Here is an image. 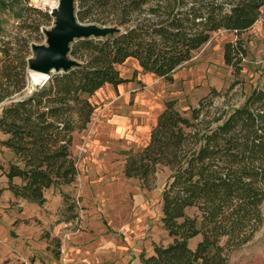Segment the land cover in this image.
<instances>
[{
    "label": "trees",
    "instance_id": "16d2710c",
    "mask_svg": "<svg viewBox=\"0 0 264 264\" xmlns=\"http://www.w3.org/2000/svg\"><path fill=\"white\" fill-rule=\"evenodd\" d=\"M77 1L78 23L121 31L75 40L68 57L76 67L51 74L28 96L2 107L0 146L11 157L5 165L0 163V175L12 197L27 204L40 206L46 190L74 183L72 138L90 121L95 108L90 98L103 85L131 81L120 78L117 66L132 59L143 74L171 84L173 73L221 30L235 37L222 46V62L234 86L245 56L239 37L264 12V0ZM4 12L18 26L30 22L35 31L43 23L30 16L49 19L22 0H0V13ZM5 38L0 22V103L24 88L28 56L26 39H19L24 45L16 51L11 46L15 37ZM216 96L210 89L185 111L177 108V100H165L146 144L122 153L121 174L141 188L150 186L158 168L169 172L160 193L159 217L168 243L141 255L140 264H227L229 255L261 227L264 90L254 87L239 106L227 110L212 106ZM73 218L70 213L66 220Z\"/></svg>",
    "mask_w": 264,
    "mask_h": 264
},
{
    "label": "rangeland",
    "instance_id": "374dc122",
    "mask_svg": "<svg viewBox=\"0 0 264 264\" xmlns=\"http://www.w3.org/2000/svg\"><path fill=\"white\" fill-rule=\"evenodd\" d=\"M22 1L26 2L28 7L48 15L49 8L41 7L32 0ZM55 1L58 2V0ZM73 7L75 13L78 10L77 0H74ZM48 17V21L43 22L35 14L30 16V20L43 23L35 31L30 22L27 21L25 26H18V21L13 20L8 12L0 13L2 32L6 36L4 40L15 37L11 40V46L17 51L23 49L24 45L19 39H26L27 59L30 58V45H44L45 38L42 31L52 27L53 19L49 15ZM89 24L101 26L96 23ZM239 39L245 56L240 61L242 71L237 78L238 84L233 86L235 79L230 76V70L222 62L223 44L234 41L235 37L221 30L214 32L207 43L194 52L191 59L178 70L176 82L170 85L169 90H173L178 96L176 100L179 110L185 111L195 107L197 101L207 96L210 89L218 93V96L212 99V106L220 110L239 106L245 95L254 87L264 90L263 11L258 21L241 34ZM74 42L75 40L72 43ZM17 55L19 56V53ZM16 71L18 72L17 68ZM24 80H26V69ZM187 80L190 83L189 92L182 90ZM134 88L141 89L142 84L135 85ZM24 94L23 88L18 95L2 101L0 111L2 107L23 97ZM76 134H73V138ZM77 152V155L81 154L79 150ZM71 153L76 161L77 157L72 150V144ZM8 157L7 153L3 152L0 155V163L5 165ZM115 165L113 164L112 167L114 168ZM168 175L169 172L165 168H158L148 188H141L134 179L122 180L119 184L117 183L120 189L111 200L100 201L99 210L93 209L95 206L90 204L87 207L80 204L78 193L83 186L82 183L87 181L86 184L89 185L92 179L81 177L78 171L73 184L48 189L45 192L46 203L40 206L9 200L7 194L1 189L0 264H62L63 262L68 264L66 258L61 257L62 250L66 251L67 244L74 238L88 239L99 231L100 235L107 238L108 246L117 250L116 259L105 264H139L137 259L139 254L147 255L154 246H163L168 243L159 223L160 193ZM117 179L115 173V177L109 183L116 184ZM2 185L0 183V188ZM62 194L65 195L66 203L70 206L69 212L65 211L62 205ZM70 213L74 216L73 220H66ZM260 213L262 217L260 229L247 244L229 255L228 264H264L261 259L264 255V199L260 206ZM194 241L189 242V248L193 247ZM95 263L88 262V264Z\"/></svg>",
    "mask_w": 264,
    "mask_h": 264
},
{
    "label": "crops",
    "instance_id": "0c3cea01",
    "mask_svg": "<svg viewBox=\"0 0 264 264\" xmlns=\"http://www.w3.org/2000/svg\"><path fill=\"white\" fill-rule=\"evenodd\" d=\"M116 69L120 78L131 81L116 87L106 84L94 92L90 98L95 107L90 122L87 128L76 134L72 140L73 152L76 153L78 150L81 152L79 155L78 152L76 153L75 166L78 173L83 178L92 179L89 185L86 184L87 181L82 183L83 186L78 193L80 204L84 207L90 204L97 210L101 205L100 201L111 200L120 189L119 182L126 180L121 174L122 153L143 147L163 109V102L167 99L176 100L178 97L169 88L176 82V74L180 68L173 73L171 84H166L162 78L151 74H143L132 59H126ZM188 81L184 82L187 83L182 89L185 92H189L190 89ZM138 84H142L141 89L134 88ZM3 139L4 137L0 135V140ZM3 152H6L10 159V153L0 146V155ZM113 164H116L114 168ZM115 173L117 182L110 184ZM13 182L17 184L19 181L14 179ZM0 183L3 184L0 190L7 194L9 200L22 202L13 198L6 190V179L2 175H0ZM45 192L43 204L46 203ZM88 222L92 223V221ZM85 223L88 225L86 221ZM106 241L107 238L100 235V231L85 240L74 238L70 241L72 244L69 245L70 242L67 244L66 251L62 250L61 257L66 258L68 264H88L89 261L97 264L111 262L116 259L117 250L108 246ZM197 241L198 239H195L193 245ZM151 252L143 256H148ZM140 256L139 254L137 257L139 264ZM261 259L264 261V255Z\"/></svg>",
    "mask_w": 264,
    "mask_h": 264
},
{
    "label": "water",
    "instance_id": "95a60500",
    "mask_svg": "<svg viewBox=\"0 0 264 264\" xmlns=\"http://www.w3.org/2000/svg\"><path fill=\"white\" fill-rule=\"evenodd\" d=\"M74 0H58L56 7L49 10L53 19L52 27L43 30L44 45H31V57L27 59L24 96H28L36 87H41L51 74L65 72L78 64L68 57L69 45L78 39L102 38L108 34L120 32L119 28L83 25L74 17ZM31 74L45 76L39 83L31 79Z\"/></svg>",
    "mask_w": 264,
    "mask_h": 264
},
{
    "label": "bare ground",
    "instance_id": "6f19581e",
    "mask_svg": "<svg viewBox=\"0 0 264 264\" xmlns=\"http://www.w3.org/2000/svg\"><path fill=\"white\" fill-rule=\"evenodd\" d=\"M33 1L39 4L41 7H46L49 8L50 10L55 8L57 4L55 0H32V2ZM30 76L31 79L36 83H39L41 79L44 78L42 74H31Z\"/></svg>",
    "mask_w": 264,
    "mask_h": 264
},
{
    "label": "built area",
    "instance_id": "2783aa9c",
    "mask_svg": "<svg viewBox=\"0 0 264 264\" xmlns=\"http://www.w3.org/2000/svg\"><path fill=\"white\" fill-rule=\"evenodd\" d=\"M62 264H65L64 262Z\"/></svg>",
    "mask_w": 264,
    "mask_h": 264
}]
</instances>
